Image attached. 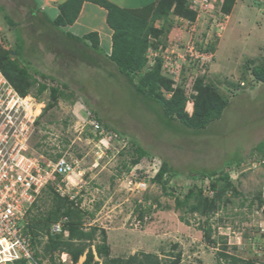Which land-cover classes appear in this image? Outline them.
<instances>
[{
  "label": "rangeland",
  "instance_id": "obj_1",
  "mask_svg": "<svg viewBox=\"0 0 264 264\" xmlns=\"http://www.w3.org/2000/svg\"><path fill=\"white\" fill-rule=\"evenodd\" d=\"M244 1L254 8L255 18L254 21L248 18V26L257 22L264 25V13L258 11L264 0ZM0 5L8 6L1 1ZM171 6L173 11L164 13L161 21L149 24L152 43L170 46L179 35L182 44L187 39V34H177L173 27V20L183 6L176 0ZM144 13L137 16L148 20L151 13ZM19 14L9 12L8 16L16 20L14 23H20L17 21H22L23 16ZM236 16L235 11L228 30L217 43V54L206 74L189 72L192 79H187L184 70L181 76H176L173 86L170 78L159 71L156 75L159 81L151 87L152 92L161 94L172 88L174 103L184 98L181 114L188 115L194 121L193 126L200 120L204 102L216 107L226 102L218 119L197 130L186 129L178 121L165 126L158 118L161 110L141 98L101 50H95L103 57L98 61L92 58V53L82 57L79 52L70 56L65 51L67 58L55 60L53 53L59 54L63 46L54 38L55 33L50 35V30L44 33L50 38L46 52L49 47L56 52L46 57L33 42L25 45L20 34L7 33L11 49L19 53L18 61L28 68L32 78L47 87L38 95L34 84L26 95L32 101L31 111L34 103L42 106L25 147L31 155L40 154L42 164L55 161L58 155L73 163L74 170L66 179L57 178L64 180L61 183L64 192H52L84 212L78 228L83 232L93 230L92 245L101 244L104 237L110 258L126 260L134 254L139 257L149 254L151 262L145 264H153V260L158 264H232L221 256L224 254L237 258L238 264H264V231L260 229L264 224V163L254 151L258 143L264 142V83L257 80L264 74V42L236 27ZM115 19L113 15L111 20ZM0 20H6L3 13ZM131 23L122 30L128 31ZM130 37L134 35L131 33ZM5 41L1 45L8 47ZM152 43L149 45L156 44ZM95 61L100 67L93 65ZM36 71L47 77L41 78ZM4 80L0 72V84ZM50 89L57 93L53 96ZM88 115L120 134L105 129L107 134L99 136L90 127ZM134 142L148 153L136 165L132 164ZM237 158L242 160L239 165H235ZM162 161L169 164L176 176L163 177L157 183L153 177ZM227 163L235 166L228 168ZM211 170L225 172L233 190L214 201L208 214L200 215L189 212L187 206H178L177 202H183L185 194L193 188L189 174ZM46 194L41 192L27 213L31 226L47 220L50 200ZM202 196L207 198L203 192ZM64 236H68L67 230ZM42 240L37 247L41 264H73L65 253L55 251L44 256L46 239ZM91 249L94 256L88 264H103L104 259L95 255L94 246ZM85 257L86 252L74 264H84Z\"/></svg>",
  "mask_w": 264,
  "mask_h": 264
},
{
  "label": "trees",
  "instance_id": "obj_2",
  "mask_svg": "<svg viewBox=\"0 0 264 264\" xmlns=\"http://www.w3.org/2000/svg\"><path fill=\"white\" fill-rule=\"evenodd\" d=\"M82 1L83 0H68L65 2V4L61 7L60 15L55 20L50 22L51 25L59 29L68 23H72L78 14V8L76 7V4L79 5ZM94 2L108 10L107 24L114 31L112 36V50L109 56H105L106 60L116 66L117 72L120 75L126 76L128 78L131 86H133L136 93L140 95L141 98H145L147 103H153L157 106V108H159V110H161V114H159L158 118H160L165 126L168 127L170 124H173V122L178 121L182 127L186 129L197 130L198 128H205L210 122L218 119L221 116L223 109L227 105L226 102H221L220 106L216 107L214 103L212 104L206 101L200 108V120L196 122V126H193L192 124L194 121H192L188 115L181 114L183 102H185L184 98L181 99V101L174 103L173 97H171L169 100H166L161 93L151 91V87H153L154 82L159 81L156 75L157 72L160 71V64L157 60V64L152 68V70L147 68V58L145 57V53L150 45L146 39L152 32V29L146 25V22L143 20L144 18L137 16V14L141 12L143 15H146L144 12L147 10L127 13L120 11L119 8L104 0H94ZM172 2L173 0H160L158 6L151 14L150 23H152L154 20L162 18V15H164V13H168L171 8L174 9L171 6ZM176 3H179L181 7L183 6L182 12L178 15L185 17L193 16L192 13L187 10L185 0H176ZM233 3L234 0H225L223 10L225 12H229ZM149 11L150 10L147 12ZM113 15H116V19L114 21L111 20ZM128 22H132L131 28L124 32L122 27H125V24L128 25ZM131 33L134 35L133 38L130 37ZM154 33L158 34L157 31ZM84 39L92 40V47L98 51V43L94 40L95 38L93 34L83 37V40ZM130 44L133 46H130ZM12 52L13 55H11ZM18 56L19 53H17V50L16 52L15 49L2 50L0 46V72L3 74L8 83L22 97L27 95L29 88H31L34 84H37L36 94L40 95L47 88L46 85L40 84L37 82V80L32 78V74L28 68L23 66L18 61ZM11 57L15 59H11ZM19 64H21V66ZM35 74L39 75L41 78L47 77L46 75L37 71ZM257 80L260 83H264V74L263 76L261 75L259 78H257ZM50 91L53 96L57 93L55 89H50ZM196 112L197 109L195 110L194 114ZM174 113H177L176 119L173 116ZM95 119L107 131L120 134L119 132L114 131V129L104 125L101 120L97 118ZM172 128H174V126H172ZM132 144L134 146V158L132 160V164L136 165L142 158L147 156L148 153L137 143L134 142ZM254 149V151L259 154V159L262 160L264 158V142L258 143ZM58 157H60V155H58ZM241 161V159L237 158L235 165H239ZM231 165L232 164L227 163L226 167L232 168L235 166ZM174 176H176L175 172L171 169L169 164L166 161H162L153 177V181L158 183L163 177L170 179ZM188 178L193 180V188L190 189L187 194H185L183 202H177V205L185 207L187 206L189 212L199 213L200 215L208 214L209 209H211L210 206L214 203V201L220 199V196H222L225 192L233 190V186L229 182V177L225 172H219L216 170L193 171L189 174ZM204 178L210 179V184L208 186L212 192H215L214 196L213 193L211 196H207L204 193V190L201 186ZM198 182L200 183L198 184ZM52 191L53 190L49 185L42 190V192L45 194L47 192L46 197L50 200L48 215L45 217V219H47L46 222H37L34 226H31L28 223L25 228L27 233H29L31 236L33 261L35 264H41L38 261L39 254L37 247L38 245H41V241H43L42 239L44 238L46 239L44 244L45 247L43 249L44 256L46 254L52 255L55 251L59 253H65L69 255L73 264L78 261V258L82 256L84 252H86L84 264H88L94 256L91 249L92 246H94L95 255L98 258L104 259L103 264H145V262L151 259L152 256L149 254H142L141 257L134 254L126 260L110 258L104 237L101 241V244L92 245L91 242L94 239L93 230L89 232H83L78 228L83 219L84 212H82L72 202H69L66 198H59ZM202 192L207 198L202 196ZM191 199L193 202L189 203V200ZM38 217L42 218L41 215ZM62 217L67 218L62 232L60 234H51V226ZM66 230L68 232V236L65 238L64 234ZM40 237L42 238L40 239ZM40 256L43 257L42 255ZM221 256L229 259L232 264L239 263L237 258L226 256L224 254H221ZM152 263L158 264L157 260H153ZM18 264H27V262L25 260H21L18 262Z\"/></svg>",
  "mask_w": 264,
  "mask_h": 264
},
{
  "label": "built area",
  "instance_id": "obj_3",
  "mask_svg": "<svg viewBox=\"0 0 264 264\" xmlns=\"http://www.w3.org/2000/svg\"><path fill=\"white\" fill-rule=\"evenodd\" d=\"M185 2L193 16L177 15L173 20L176 33L188 35L184 44L179 35L174 44L162 46L154 42L156 44L150 45L145 53L147 68L152 70L158 60L161 74L173 83L184 70L187 79H192L189 72L206 74L229 19V14L223 10L225 0ZM4 81L0 84V264H18L21 260L35 264L31 236L25 229L28 210L48 185L55 192L63 193L64 180L57 178L66 179L74 166L63 156L42 164L40 154L28 153L27 135L33 130L37 117L28 111L26 96H20ZM87 121L96 134H107L94 116L88 115ZM260 162L263 164L264 158ZM209 184L210 179L204 178L201 186L207 196L213 193ZM66 221L67 218L62 217L53 224L51 234H60ZM260 229L264 231V224Z\"/></svg>",
  "mask_w": 264,
  "mask_h": 264
},
{
  "label": "crops",
  "instance_id": "obj_4",
  "mask_svg": "<svg viewBox=\"0 0 264 264\" xmlns=\"http://www.w3.org/2000/svg\"><path fill=\"white\" fill-rule=\"evenodd\" d=\"M1 2H6L8 6L0 5V13L5 15L6 20H0V46L2 50H11V45L9 42L11 40L8 38L7 33L9 31L20 34L23 38L25 45L33 42L38 47V51H43L45 57L47 54L52 53V51L56 50L53 48H48V52H46V48L48 47V43L50 38L44 36L45 31L50 30L51 34H54V38H58L57 42L61 46L59 49V54L53 53V57L55 60L58 57L64 56L66 57V52L71 56V54H76L75 52L81 53L82 57H88L90 53H92V58L98 61L99 57L95 49L92 47V40L84 39L83 37L93 34L94 40L98 43V49L105 56H109L112 50V36L114 31L107 24V15L108 10L105 7L94 2V0H83L81 4L77 5L78 14L72 23L66 24L64 27L58 29H53L50 25V22L55 20L61 13V7L68 0H0ZM103 1V0H100ZM117 8H119L122 12H137L143 10H150L149 13L152 14L153 10L158 6L160 0H104ZM261 4L260 9H258L259 13H264V3ZM8 7V8H7ZM171 8L169 13L172 12ZM238 14L235 17L234 24L236 27H241L242 30L245 29V34L249 32V34H254V37L258 39V41L264 42V25L257 22L253 25L248 26L246 22H248V18L251 17L254 21V8H250L249 4L245 3L244 0H235L232 5L229 14V19L226 25V29L224 33L229 28V21L231 20L233 12ZM20 15L22 14V21H17L20 23H14L16 20H11L8 16V13ZM14 16V15H12ZM163 17V15H162ZM162 18L152 21L153 23H158ZM144 20V19H143ZM3 21V22H2ZM146 25L149 26L151 20L150 17L148 20H144ZM231 23V22H230ZM18 27V29H17ZM248 29V30H246ZM255 30V33L253 31ZM58 33V35L56 34ZM224 35V34H223ZM14 38V37H13ZM15 39V38H14ZM9 46H2L1 42H6ZM67 40H70L68 42ZM148 43L154 40L151 35H148L147 39ZM68 43V44H67ZM220 43V41H219ZM16 46V45H15ZM65 47L67 50H65ZM16 48V47H15ZM23 50V49H22ZM65 51V54H64ZM217 52V50H216ZM217 54V53H216ZM13 55V52L12 54ZM11 59H14L11 57ZM39 61V60H37ZM37 61H35L37 63ZM95 61V62H96ZM93 63L95 67L98 66L97 63ZM30 63V62H29ZM40 64V63H39ZM41 73V72H40ZM79 104V103H78Z\"/></svg>",
  "mask_w": 264,
  "mask_h": 264
},
{
  "label": "bare ground",
  "instance_id": "obj_5",
  "mask_svg": "<svg viewBox=\"0 0 264 264\" xmlns=\"http://www.w3.org/2000/svg\"><path fill=\"white\" fill-rule=\"evenodd\" d=\"M26 103H28V108H29L28 111H30V113L32 114V116L35 117L37 114H39V110H40V108L42 106L40 103L39 104L34 103V109L32 111H31V108H30V106L32 105V101L30 99H27L26 98ZM35 105H36V107H35ZM189 107L191 108V105H189L188 108ZM104 134H106V133H104ZM104 134H100L99 136H103ZM53 191L55 192V190H53Z\"/></svg>",
  "mask_w": 264,
  "mask_h": 264
},
{
  "label": "clouds",
  "instance_id": "obj_6",
  "mask_svg": "<svg viewBox=\"0 0 264 264\" xmlns=\"http://www.w3.org/2000/svg\"><path fill=\"white\" fill-rule=\"evenodd\" d=\"M151 42V41H150ZM150 42H149V44H150ZM156 42V41H155ZM152 43V42H151ZM157 43V42H156ZM153 44V43H152ZM159 43H157V45H158ZM162 75V74H161ZM163 76V75H162ZM164 77V76H163ZM166 78V77H165ZM198 80H200V79H198ZM8 82V81H7ZM171 83L173 84V86H174V83L171 81ZM13 88V87H12ZM14 89V88H13ZM162 92V95L166 98V96H168L169 95V93H171V96H169V98H167V99H170L172 96H173V94H174V92H173V90H172V88H171V90L170 89H168L167 91H165L164 90V92L163 91H161ZM186 110V109H185ZM187 112V114H189V112L188 111H186ZM261 161V160H260Z\"/></svg>",
  "mask_w": 264,
  "mask_h": 264
}]
</instances>
